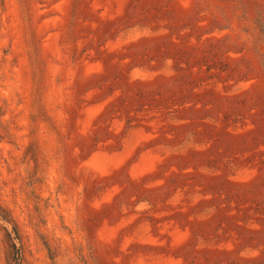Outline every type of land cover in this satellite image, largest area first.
<instances>
[{
	"label": "rangeland",
	"instance_id": "1",
	"mask_svg": "<svg viewBox=\"0 0 264 264\" xmlns=\"http://www.w3.org/2000/svg\"><path fill=\"white\" fill-rule=\"evenodd\" d=\"M0 207V264H264V0H0Z\"/></svg>",
	"mask_w": 264,
	"mask_h": 264
},
{
	"label": "trees",
	"instance_id": "2",
	"mask_svg": "<svg viewBox=\"0 0 264 264\" xmlns=\"http://www.w3.org/2000/svg\"><path fill=\"white\" fill-rule=\"evenodd\" d=\"M0 219L7 225L10 226L8 231L4 230V244L8 252L10 253L11 259L15 260L20 255V249L17 247V244L20 246V238L18 230L11 220L7 212L0 207ZM9 254H7L8 258Z\"/></svg>",
	"mask_w": 264,
	"mask_h": 264
}]
</instances>
